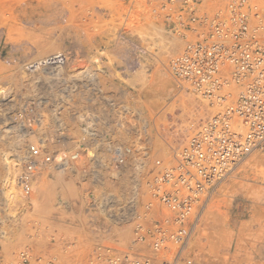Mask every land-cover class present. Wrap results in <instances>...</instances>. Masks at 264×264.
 <instances>
[{
	"label": "rangeland",
	"instance_id": "374dc122",
	"mask_svg": "<svg viewBox=\"0 0 264 264\" xmlns=\"http://www.w3.org/2000/svg\"><path fill=\"white\" fill-rule=\"evenodd\" d=\"M158 1L0 0V151L7 148L9 135L27 138L43 126L41 121L50 119L44 147L65 158L80 155L76 164L65 162L38 172L25 202L10 209L13 236L3 234L9 231V221L0 204L3 261L27 251L58 264H88L99 245H132L136 218H115L125 214L129 203L123 187L129 178L126 170L111 176L115 149L131 146L146 162L138 175L136 213L148 201L144 185L154 162L170 159L211 115L205 101L169 74L170 60L182 46L159 60L134 37L151 21L177 36L162 16L151 12ZM263 1L253 0L264 17ZM52 56H63V64H47ZM58 118L63 119L61 126ZM89 124L96 133L118 131L109 167L99 168L90 158L93 137L83 129ZM7 154L5 158H13ZM199 215L189 244L195 262L264 264V148L215 188ZM136 247L150 252L149 244Z\"/></svg>",
	"mask_w": 264,
	"mask_h": 264
},
{
	"label": "built area",
	"instance_id": "2783aa9c",
	"mask_svg": "<svg viewBox=\"0 0 264 264\" xmlns=\"http://www.w3.org/2000/svg\"><path fill=\"white\" fill-rule=\"evenodd\" d=\"M162 1V2H161ZM151 12L162 16L182 41L169 63L172 78L205 101L211 115L199 123L168 160H156L145 181L148 201L134 212L133 244L99 245L88 264H198L189 254L199 212L215 188L264 148V17L253 0H160ZM47 64H63L52 56ZM126 147L115 149L123 165ZM18 177L23 194L41 165L76 163L30 144ZM37 163V164H36ZM149 244L150 252L136 245ZM0 264H58L27 251Z\"/></svg>",
	"mask_w": 264,
	"mask_h": 264
},
{
	"label": "bare ground",
	"instance_id": "6f19581e",
	"mask_svg": "<svg viewBox=\"0 0 264 264\" xmlns=\"http://www.w3.org/2000/svg\"><path fill=\"white\" fill-rule=\"evenodd\" d=\"M134 37L136 39L140 40L142 43L144 42L145 44H147L148 45V48L151 50L150 54H152L154 57H156V59H159V60H161L163 58H167L168 56L175 54L177 52V50L179 49V46L180 45L182 46V44H181L182 41L179 40V37L173 35L171 33V31H167L164 28V26H162L161 24H159V23H157L155 21L154 22L151 21L147 26H144V27L140 28L138 31H136L134 33ZM178 52H179V50H178ZM178 52L176 54H178ZM35 69L40 70L38 67H35ZM139 73L142 75L143 69L139 70ZM169 74H170V72H169ZM135 77H136V75H135ZM10 94H11V91L10 92H7V96L8 97H9ZM48 120H50V119H48ZM48 120L47 119H44L43 120L44 122L41 121L42 124H43V126L39 127V129H38L39 131L37 129L35 130L38 133L35 132L34 135L28 136L27 138H24L23 136H25V135H23V134H19L18 135V134L15 133L16 134L15 135L13 133L14 134L13 135L10 131H6V133L9 132L13 136H10L9 135V138L6 139V143H5V145H6L7 148L6 149H3V150L1 149V151H0V164L2 163V161L6 162V163H3L2 164V166L4 168V173H3V176H2L3 179H2L1 185H0V204L3 206V209L7 211V212H5V218H7L8 221H9L8 223H6L7 224V228H9V231H7V230L6 231H3V234L4 235H9V236H13L14 235V228H12L13 227V223L11 222L12 214H11L10 209L16 203H22L23 204L24 198L30 194L29 193L28 195L25 196L23 194V192H22L21 185H20V181H18V177L20 175H18V177L16 176L17 175L18 166H19V164H22V166H23L24 163H25V161H27V159H28V156H27V148H28V145H30L33 142V143H35L36 145H38L40 147H43L44 146L43 143H45V141H44L45 138H46L45 136L48 133L47 130H46L48 128H46V127H49L50 128V126L47 123ZM57 120H58V122H57L58 124L57 125H59V123H60V126H61L63 119L62 118H58ZM84 127L85 128H83V129H85V133H87L91 138L93 137L91 139V141H92L91 143L94 144L95 150H94V154L92 153L93 155H90L91 156L90 158H93L92 159L93 160V163L95 164V162L97 161L96 162V166H98L99 168H105L107 166L109 167L108 162H110L109 161V155H110L109 151H111V149H110L111 147L110 146L111 145L113 146V143H114V142H112L113 141L112 139L119 138V136L117 135L118 134V131H117L116 134H114L115 132L114 133L112 132L113 135L112 134L110 135L107 131H104V133L101 134V133H96L95 131H92L90 124L87 125V126H84ZM31 131H32V133L34 132L32 129H31ZM27 132H29V131H27ZM3 133H5V132H3ZM32 133H30V134H32ZM127 133H128V131H127ZM25 134H28V133H25ZM6 135H8V134H5V136ZM5 136H3V137H5ZM131 136L130 137L128 136V137L131 138ZM135 136H136V134L133 135L134 138H135ZM66 137L68 139V141H67V143H68L70 141V139L68 138L69 136H67V135L66 136H63V140L65 141V138ZM123 137L126 138L127 136L125 137V135H124ZM47 139H49V138H47ZM135 141L136 140H133L131 143L134 144ZM27 142L28 143L31 142V143L30 144H27ZM71 143H73V142H71ZM3 147H4V145H3ZM45 147H47V146H45ZM123 147H126V146H123ZM126 148L128 149V152L129 153L125 157V161H124L123 165H120L118 167L115 166L114 163H113V159H112V163L113 164L111 163L112 166H113V170H112L113 173L111 174V176H113V174L119 176L122 173V170L123 171L126 170L124 172V174L126 176H129L128 182H127L126 179H124L126 181H125V183L123 185V187L125 186L126 192L128 193V197H127L128 199L127 200H128L129 203H128L127 208H126L127 211H126V209H124L125 210L124 211L125 214L123 213V214H121V216L119 214V216L116 215V217H115V218L119 219L120 222H122L124 220L127 221V219H131V217L135 215L134 214V209H135V206L137 204V198H138V193H137L138 175L143 170V168L145 167V163H146L145 160L143 159V157L142 156L139 157L134 152V150L132 149L131 146H129V147L127 146ZM8 152H10L12 154V157H13L12 159H9L7 157L5 158V156L8 155L7 154ZM59 157L60 156H58L57 158H59ZM76 163H69V164L72 165V164H76ZM250 163H252V162L249 161L248 164H250ZM64 164H65V162L62 163V164L61 163L53 162L51 164H45V165H41V167H37L35 175L30 180L31 189H32V182H33L34 178L38 175V172L40 170H43L44 168H47L49 166H57V167H60V166H63ZM128 165L129 166H132V167H129ZM22 166H21V168H22ZM70 167H71L72 170H74L76 168V167L74 168V166H73V168H72V166H70ZM47 170H48V168H47ZM21 172H22V169L20 170V174H21ZM96 175H99L100 176V170L99 171L96 170ZM29 200H31V199H29ZM113 200H114V203H117V201H118L117 197H113L112 201ZM34 201H33V203H34ZM208 213H210V212H208ZM12 221H13V219H12ZM4 223L5 222H3L1 220L0 221V226H2ZM118 233H119V231H118ZM246 249H247L246 246L243 245V253L245 252ZM151 261H152L153 264H156V263L159 262V259H158V257H154L153 256V258L151 259Z\"/></svg>",
	"mask_w": 264,
	"mask_h": 264
}]
</instances>
